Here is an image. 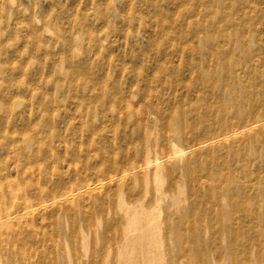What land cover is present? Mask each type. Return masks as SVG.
<instances>
[{
	"label": "rangeland",
	"instance_id": "1",
	"mask_svg": "<svg viewBox=\"0 0 264 264\" xmlns=\"http://www.w3.org/2000/svg\"><path fill=\"white\" fill-rule=\"evenodd\" d=\"M233 58L264 86V0H0V264H264V119L196 120L248 109Z\"/></svg>",
	"mask_w": 264,
	"mask_h": 264
},
{
	"label": "bare ground",
	"instance_id": "2",
	"mask_svg": "<svg viewBox=\"0 0 264 264\" xmlns=\"http://www.w3.org/2000/svg\"><path fill=\"white\" fill-rule=\"evenodd\" d=\"M250 64L252 65V61H250ZM245 65H242L241 62L238 59H234L233 58V59H231L228 62L222 61V63H220V64L218 62L217 64H215L214 66H212L210 68L211 70L215 71V76L216 77H217V75H220L221 73L225 72L227 74V82H228L229 86H227L225 88V92H224V89L221 88L219 83H216V86H214V89H211L210 86H208V85H204V87H206V90L207 91H211V92L215 91L218 96H223V95H225L226 90L228 88H230V87H232V88L236 87V86L238 88L243 87V88H241V90L243 91L242 95H245L244 98H245V101L247 102L249 107H248L247 110H244L243 109L244 102L242 101V97H241L240 94H236V101H235V104H236L235 105V109L236 110L230 109L228 105L219 104V107L221 109L222 117H218L216 119V123H217L216 125H213V123L211 122L210 118H205L204 114L199 116V118H196V120L200 119V120L206 121L209 126L214 127V129H215L214 133L208 134V136H206V139L214 138V137H218V136H222V135L223 136L234 135V134L238 133L237 132L238 129H240L242 127H245V126L252 125V124L258 122L259 120L264 119V102L261 103V99L264 100V86L259 88V89H257V90L256 89H251L249 91V89L246 88L245 84H243V85L241 84V80H240V84L239 83L238 84L237 83L232 84L231 81H230L232 72H234L236 69L240 68L241 66L244 67ZM248 70L249 69H247V71ZM212 79H215L216 82H217L216 78L209 77V76H204V80L205 81H209V80L212 81ZM256 84L249 85L248 82L246 83L247 86H254V87H256ZM248 94H249V96L247 97L246 95H248ZM221 99L222 98L216 99V101H220ZM237 104H239L240 107ZM261 106L263 107L262 111H260V112L258 111V113H257L256 111L259 110V108ZM194 123H195V125L197 124L195 121H194ZM59 156L64 158L65 160H67L65 156H63V155H54L53 153H50L48 156H46L47 157L46 160L48 162H46V164L44 163V166H43L44 168L43 169H45V171L48 173L49 176H51L54 172H58L60 175L65 176V175L71 174V172H73L74 170L76 171V170L80 169V167L75 166V165L69 166L68 169H64V168L61 169L60 168L61 160H60ZM94 156L97 157L98 159L94 158ZM53 160L56 161V165H54L53 166L54 168L51 169L52 167L49 166L48 163L53 161ZM105 160L106 159L104 158L103 154H100V156H99L97 153H92L91 156L87 157V159L84 162H81V165H82V167H85V169L86 168H90V167L93 168L94 165L100 164V161L105 163ZM56 166H57V168H55ZM130 168L131 167L129 166L128 163H124V162H122L120 164L117 163V165H115L113 168H108L105 171V173L96 172L94 174L95 176L90 177V178H88L87 180L84 181V185H88V184H90L92 182H100V181H103L105 179L112 178L113 176L118 175V174H125V172L128 171ZM245 176L249 177L250 174L242 172V173H238V175H228V177L230 179H242V180L246 181L247 178ZM72 188L73 187H70L69 189H65L64 192H61V193H57L58 190H56V189H49V193H48L47 196H45V197L44 196H41V197L39 196V198H38L39 201L37 202V204L46 202L48 200H53V199L59 197L60 195H62L63 193H66L68 190H71ZM33 204L34 203H29L27 205L19 207L18 209H15V210H13L11 212L6 213V215H8L10 213L13 214V213L19 212V211H21V210H23L25 208H28V207L31 208V206ZM234 210L235 209H232V211H234ZM232 216H234L233 212L230 213V218ZM223 227H229V226L227 225V226H223Z\"/></svg>",
	"mask_w": 264,
	"mask_h": 264
}]
</instances>
